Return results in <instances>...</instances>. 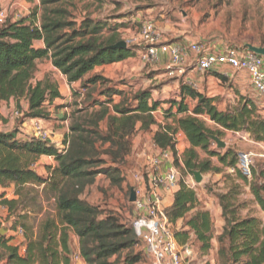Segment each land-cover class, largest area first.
I'll return each mask as SVG.
<instances>
[{
    "label": "trees",
    "instance_id": "obj_1",
    "mask_svg": "<svg viewBox=\"0 0 264 264\" xmlns=\"http://www.w3.org/2000/svg\"><path fill=\"white\" fill-rule=\"evenodd\" d=\"M39 1L29 15L20 20L8 18L0 26V107L15 101L21 125L52 120L51 108L64 99L60 82L49 76L36 80L39 65L51 62L72 89V103L63 107L72 111L64 119L70 124L61 147L36 137L20 140L16 131H0L1 212L14 214L27 186L43 188L47 194H53L55 202V216L42 221L37 229L24 223L12 226V230L24 231V254L19 246L10 245V240L0 236V263L73 264L70 237L75 234L85 264H148L131 225L83 196L101 176L112 186H121L124 177L120 165L131 157L135 137L151 132L153 127H158L153 138L155 146L171 151L177 162L175 138L180 131L185 134L190 148L182 155L184 173L233 169L238 179L248 184L264 213V164L254 167L249 181L238 170L239 152L230 147L213 150L215 142L210 138H221L226 132H246L255 142L264 143V118L253 101L240 99L234 107L221 111L216 99L182 80L176 99L167 102L153 99L149 88L119 89L114 80L95 70L138 56L131 46L112 48L123 41L125 25L94 17L87 6L79 11L76 0ZM38 43L43 46L38 47ZM217 77L222 83L227 81L223 75ZM167 104L162 125L155 113ZM208 121L217 129H211ZM198 149L207 159H201ZM42 157L56 162L55 167H45L47 177L36 170ZM213 158L221 167L212 165ZM12 186L15 199L10 200L6 195ZM237 188L233 193L218 196L226 225L217 236V263L264 264V222L254 216L239 215ZM200 205L197 192L181 180L174 204L165 212L180 246L192 248L190 242L194 239L199 251L208 253L212 249L214 222L210 211ZM20 218L28 219V215ZM180 221L182 227L176 230Z\"/></svg>",
    "mask_w": 264,
    "mask_h": 264
},
{
    "label": "rangeland",
    "instance_id": "obj_2",
    "mask_svg": "<svg viewBox=\"0 0 264 264\" xmlns=\"http://www.w3.org/2000/svg\"><path fill=\"white\" fill-rule=\"evenodd\" d=\"M0 2L4 7L7 5L9 12L13 11V14L20 13L22 16L29 15L40 4L39 0H0ZM76 5L79 11L87 6L94 17L113 19L114 22L124 24L125 28L122 29L123 41L128 42L127 45L133 47V49L135 48L139 52V57L144 47L140 38V22L147 20L156 25L162 35V42L181 44L185 48L193 43H202L210 51H221L230 48L248 50L249 46L257 48L264 46V0H84L82 2L76 0ZM125 64L122 65L124 68L120 73V70L116 71L117 75L114 82L119 84V89L127 90L131 89V86L138 85L140 86L138 89H151L153 99L164 102L176 99L177 94L175 93L179 90V85L175 84V81H170L161 72L162 70H157L156 66H146L140 59ZM141 66L142 68L139 70ZM129 72L132 75L125 76ZM47 76L59 81L64 87L65 84L60 79V73L49 62H43L39 65L36 80H43ZM188 76H191L190 79L194 82L201 78L193 67L188 69ZM180 82L182 83V81ZM197 90L202 91L200 88ZM63 92L64 95L67 94L69 97L72 95V89L69 93L65 89ZM116 99L119 100L117 97ZM229 101L230 99H227L226 102L225 99L221 100V106L225 103L226 106L234 107V104ZM68 103H72V100ZM188 103L191 106L193 105L189 100ZM65 105H67L66 102H56V106L52 107L51 111L52 116L59 118H53L51 122H45L48 124L41 122L43 127L51 133L49 141H54L55 138L56 141H61L67 127H69L64 119L68 113H71L72 109L66 110L63 108ZM161 108L163 113L164 110L169 108V104ZM10 118H13L16 125L13 126V132L16 131L18 135L19 131L16 130V127L21 126L22 118H18L17 115ZM158 120L163 121V115L159 114ZM69 124L70 122H68ZM208 126L213 130L217 129L209 121ZM31 127L32 135L31 137L26 136V139L35 138L34 122ZM23 130L26 131L25 128ZM247 137L248 135L243 132L239 134L226 132L220 139L226 143L227 148H233L238 152L254 153L256 155L254 167L257 168L258 164H264V144L261 143L263 146L259 147L252 138ZM18 138L25 140L21 137ZM216 145V143L212 145L213 150L218 148ZM150 154H155L153 149L150 152H145L142 158H139L140 154L137 155L136 152H133L131 157L120 165L124 177V183L121 186H112L104 176H101L97 178L93 186L87 188L83 198L91 204L101 206L103 209L115 213L124 224L130 226L136 214L134 205L130 203L131 191L136 192L137 199L148 196L147 189L144 193L140 190L137 177L142 178L144 175L147 167L146 157ZM199 154L201 159H207L206 154L201 150ZM210 160L213 166L221 167L216 158ZM40 161L41 163H39ZM40 161L38 164L43 169L40 171H42V174L44 173L43 176L47 177L45 167L49 162ZM173 161V165L179 173L180 181L189 179L191 183L196 184L193 174L184 173V168L175 158ZM232 170L229 168L221 173L209 172L202 174L203 181L196 187L198 194L213 218L214 240L226 225L221 216L218 196L233 193L235 187H238L236 190L238 192L236 206L239 215L241 217L254 216L264 222V213L257 206L250 187L246 182L238 179L235 171L232 172ZM141 182L147 183L144 178ZM11 188L15 191L14 186ZM138 191L139 195L137 194ZM0 193L2 192L0 191ZM12 193L14 192H7L6 197L10 194L7 199H15V195L13 198ZM18 205V209L12 215L1 212L3 223L0 231H6L4 233L6 239H11L16 234V230H12L15 223L17 226L24 223L37 229L42 221L55 216L53 194H47L46 191H43V188L27 186L21 194ZM23 215H28V219L20 218ZM15 241V244L22 250L24 243L22 246L20 245V238L15 239ZM190 244L194 254L192 258L186 260V264H218V249L215 246L210 252L203 253L199 251V246L194 242V239ZM144 255L147 263L150 264V260L145 253Z\"/></svg>",
    "mask_w": 264,
    "mask_h": 264
},
{
    "label": "built area",
    "instance_id": "obj_3",
    "mask_svg": "<svg viewBox=\"0 0 264 264\" xmlns=\"http://www.w3.org/2000/svg\"><path fill=\"white\" fill-rule=\"evenodd\" d=\"M8 18V10L0 2V26ZM17 18L20 20L23 16L18 14ZM140 38L144 47L139 59L144 65L156 66L160 63L162 56L169 57L170 64L165 69V76L169 80H182L184 84L197 90L193 82L185 81L188 79V69L193 67L199 74L205 75L228 66L238 72H247L254 90L264 96L263 56L235 48L226 49L223 52L210 51L202 43H193L188 48L181 44L165 43L162 42V35L156 25L149 20L141 23ZM34 132L39 140L50 142L51 133L43 127L41 122L34 121ZM255 156L252 152L238 154V170L249 181L253 178ZM173 157V153L169 150H160L146 157L147 167L144 177L149 183L150 193L147 198H138L132 203L136 214L131 222V228L150 264H186V260L192 258L194 254L190 246L183 247L178 243L157 195V190L160 188L173 190L179 186L180 177L173 165ZM169 163L171 166L167 168L166 165ZM184 183L188 188H194V182ZM137 194L139 195V191ZM1 211L3 208L0 205ZM15 235L24 237V231L18 228ZM73 264H85L80 253L74 254Z\"/></svg>",
    "mask_w": 264,
    "mask_h": 264
},
{
    "label": "crops",
    "instance_id": "obj_4",
    "mask_svg": "<svg viewBox=\"0 0 264 264\" xmlns=\"http://www.w3.org/2000/svg\"><path fill=\"white\" fill-rule=\"evenodd\" d=\"M6 6L5 7L3 6V7L8 10V8ZM8 13H9L10 19L18 20L17 16L20 13L13 14V11H11V12L8 11ZM38 44H39V45H37L38 47L43 46L42 43H38ZM137 54H138V56L136 58L129 59L123 63L96 68L95 73L102 74L107 79L115 80L116 75H117L116 71L120 70L119 71V73H120L124 68V67H122V65H124L125 63L126 64L131 63V62L139 59V53L137 52ZM49 64L51 65V62H49ZM169 64H170L169 57L168 56H162L160 63L158 65H156V67L158 68L157 70H162L161 72L165 75V69L168 67ZM141 68H142V66L139 68V70ZM126 74H125V76H131L132 75L131 72L126 73ZM163 74H161V75H163ZM217 74L223 75L227 79V81L222 83L221 80H219V78L217 77ZM60 77H61L60 79L65 84L64 87L60 84L61 85V92H62V95L64 97V99L61 101L69 104L68 102L72 100L71 96L69 97V95H67V94L64 95L63 90L65 89V90H67V93H69L71 91V87L67 83V80L65 77H63L61 74H60ZM200 77L201 78L199 80L194 82L192 79H190L191 76H188L187 77L188 79H186L185 81L190 82V83L193 82L196 85L197 89H199V88L202 89V91H200V92H202L204 95H206L209 98L216 99V104L218 105L219 110L225 111L227 109V107L229 108V106H226L225 103L223 106H221V100L223 101L225 99V102H226L227 99H230L229 102L230 103L232 102L235 106L237 103L240 102V99H247V100H251L255 103V105L258 107V109L260 111V114L264 118V96H261L260 94H258L254 90L252 83H251V80H250V76L247 72H238V71H235L234 69H232L228 66H224V67H221L219 70H217L213 73H209L206 75L200 74ZM148 78H150V77H148ZM180 83H181L180 81L175 82V84H177L179 86H180ZM139 87L140 86H138V85L135 86L136 89H138ZM175 94L178 95L179 90L176 91ZM161 102H164V101H161ZM22 103H23L24 108H27L26 103H24L23 101H22ZM162 107H165V105H163ZM65 109L67 110V108H65ZM159 114L163 115L162 109H158V111L155 113V117H156L157 122L159 124L164 125V120L163 121L158 120ZM14 115H16V102L15 101H11L9 104L2 105L0 107V118L2 119L0 121V131H5V132L13 131V126H16V125H15L13 118H10V117H13ZM52 115L53 114L51 113V116ZM53 118H59V117L52 116V119ZM51 121L52 120L45 121V122H51ZM45 122H43V123L48 124ZM66 124H67V126H69L68 122ZM31 126H32V122L27 121L20 126L21 128L16 127V129H18L20 131V133H18L17 136L27 140L26 136L31 137V135H32V127ZM24 128L26 129V131L23 130ZM157 130H158V127H153L151 132H148V133L141 132L135 137L133 152H136L137 155L140 154L139 158H142L143 154L145 152H148V151L150 152L151 149L154 150L155 154L161 150L154 145L153 138H154V135L157 132ZM66 132H68V127L66 129ZM243 133H245V135H248L247 138H251V136L248 133H246V132H243ZM236 134H239V133H236ZM62 140H63V138L61 139V141H56V138H55L54 141H50V143L54 144L56 147H61L62 146ZM175 141H176L178 163L184 168L182 155L184 154V152L187 149L190 148V144H189L185 134L182 131L178 132V134L176 135ZM255 144L259 147H262L263 146L262 144H264V143L261 144V143L256 142ZM197 151L199 152L200 150L198 149ZM174 158L175 157H173V159ZM40 160L48 161L49 163L46 166H52V167L56 166L55 160L51 157H42ZM39 163H41V161ZM170 166H171V163L166 165L167 168ZM36 170L40 175L44 174V173L42 174L41 173L42 171H40V170H43L41 168V165L37 164ZM45 173H46V171H45ZM142 178H144V180L147 181V179L144 177V175L142 176ZM142 178L137 177V182L139 183L140 190L142 191V193H144L145 189H147L148 190V196H149V193H150L149 192V190H150L149 183H148V181L146 184L142 183L141 182ZM182 180L184 182L192 184L189 181V179H187V180L182 179ZM197 185H198L197 183L196 184L194 183L193 190H195L196 192H197V189H196ZM178 189H179V186L173 190L166 189V188H160L157 190V195L161 201L162 207L165 210H167L173 206L174 201H175V193ZM10 191L14 192L13 188H10L7 190V192H10ZM12 195H13L12 197L14 198V193H12ZM197 195H198V198H199L200 204H201L200 208L203 210H208V208L206 207V204H204V202H203L202 198L200 197V195L198 194V192H197ZM9 196H10V194H9ZM9 196H7V198H9ZM182 224H183L182 221L178 222L176 225V230H179L182 227ZM174 230H175V228H174ZM217 236L215 237V240H214V238L212 240V248L215 246L218 249L219 246H218V242H217ZM18 238H20V245L22 246L23 243L25 242V240H23L24 238H22L20 236L16 237V235H13L11 239L7 238V240H10V242H9L10 245L18 246L15 244V242H16L15 239H18ZM70 239H71V248H72L73 253L74 254L79 253V239H78V237L75 234H71ZM24 250H25V248L23 247L21 250V254H24ZM0 264H6V262L0 263Z\"/></svg>",
    "mask_w": 264,
    "mask_h": 264
},
{
    "label": "water",
    "instance_id": "obj_5",
    "mask_svg": "<svg viewBox=\"0 0 264 264\" xmlns=\"http://www.w3.org/2000/svg\"><path fill=\"white\" fill-rule=\"evenodd\" d=\"M127 46L128 45L125 41H121L117 43L116 45L112 46V48L113 49H126ZM249 51L264 57V48H257V47L249 46ZM210 138L217 144V147L219 149H225L227 147L226 143L222 141L219 137L210 136ZM192 174L194 176L195 182L197 184H201V182L203 181L202 173L200 171H193ZM136 200H137L136 193L134 190H132L131 197H130V203H134L136 202ZM4 233H6V231L1 230L0 236H4Z\"/></svg>",
    "mask_w": 264,
    "mask_h": 264
}]
</instances>
